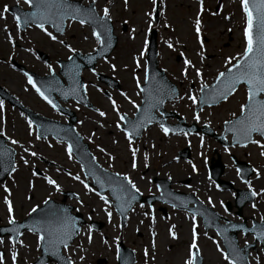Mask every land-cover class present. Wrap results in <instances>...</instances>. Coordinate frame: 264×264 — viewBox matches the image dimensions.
I'll return each mask as SVG.
<instances>
[{
    "label": "rangeland",
    "instance_id": "obj_1",
    "mask_svg": "<svg viewBox=\"0 0 264 264\" xmlns=\"http://www.w3.org/2000/svg\"><path fill=\"white\" fill-rule=\"evenodd\" d=\"M152 1L126 0L125 3L124 0H94L98 13L103 14L104 8L109 10V18L114 23L115 34L118 38L116 48L111 54L113 56L110 55L108 61L100 60L97 70L118 79L123 96L129 99L127 101L122 99L121 103H117V105L127 112H135V103H140L137 84L142 83L145 77L143 48L148 37L147 30L149 28L156 29L159 66L165 70L181 92L177 102L168 106V109H171L169 111L179 107V111L188 122L205 123L218 131L222 122L237 112L240 103L246 98V88L243 86L238 88L239 90L227 101L215 108L199 110V119L193 117L192 101L188 97H197L202 81L205 84H210L215 75L229 65L226 63L227 60L238 58L244 51L245 21L240 0H156L158 1L157 20L152 19L153 8L155 9ZM81 2L88 4L93 0H81ZM0 5H4V7L18 5L24 9L28 8L22 0H0ZM2 6L0 12H3L4 7L2 8ZM216 7L218 10H214ZM206 8L209 10L205 11ZM197 19L200 20L201 28L199 40L195 31ZM123 25H127L125 30ZM45 29L46 31H41L36 27H30L20 32L15 26L12 15L9 12L5 13L4 17L0 18V59L9 60L7 57L12 56L17 63H22L26 68H32L35 72L45 74L48 73L46 70L48 66H53V70L57 72L58 64L53 61L65 58L75 50L82 53L93 51L97 46V41L89 27L81 25L79 22L68 21L62 35L54 33L49 27ZM46 32L51 33L56 39H51ZM201 42H203V50ZM169 43L172 44V48L168 47ZM37 48L48 54L53 61L50 60L49 64L40 61L33 54ZM185 59L191 62V66L186 69V74ZM196 69L200 70L201 76H196ZM82 76L86 83V89L88 93L90 92V98L96 99L100 112L94 113L78 108L76 113L79 124L76 125V129L83 140L89 144L90 151L102 166L115 172L132 175V181L136 182V187L142 193L156 192V187L151 180L155 175H162V177L167 176L171 179L173 188L187 193L193 191L203 202H205V197L210 195L214 201L232 200L230 195L232 192L219 194L211 189L208 192L199 193L194 187L188 189L187 186L194 184L192 178L194 173L191 171L190 164L183 160H174L178 150L187 144L190 145L193 150V162L198 169L197 174H200L201 179L206 181L204 176L208 161L205 160V157L216 150V153L222 156V160L232 167L229 172L233 177L232 174H235L236 170L229 156L224 154L220 144L208 137L204 141L202 137L199 138L195 135L176 134L167 137L163 136L157 127H151L143 134L140 141L133 144L135 149L137 148V154L133 158L130 153V143L121 132L117 131L121 129V116L123 114L131 115L119 110L118 118L114 120L115 108L110 102H107V99L99 95L103 88H109L98 83L95 76L88 70H84ZM0 84L30 109L63 121V118L55 111L38 102L35 93L26 86L25 76L14 70L6 60H0ZM97 87L100 88V91L97 90ZM115 94L117 92L113 91L114 99ZM67 105L70 109L76 110L75 103ZM10 110L6 121L0 119V131L5 130L7 137H10L11 140L21 141L22 147H25L28 153L27 151L21 153L20 149H17L18 162L15 172L10 178L0 182V220L5 221L7 217L6 198L12 206V216L18 215L16 219L21 221L31 212L29 207L39 206L46 197L60 199V193L65 189H71L81 197L83 204L79 205V208L83 213H88L92 208L93 217L96 218L95 213H97V216H100L102 220L105 219L102 200L92 192L86 191L79 180L73 179V174L78 175L82 180H84V176L75 159H70V156L65 153L64 145L54 144L55 142L51 138H48V141L37 142L34 136L29 137L33 131L30 126H25L24 116L17 109L11 108ZM101 112L104 113L103 116L100 115ZM168 121L172 122L174 119ZM256 140L263 144L260 138ZM7 143L11 145L9 140ZM48 143H52V145ZM259 144L251 145L247 149L249 153L246 152L245 155L242 154L243 150H233L235 154L240 153L243 156L242 159L258 163L254 185H250V187L255 188L259 195L261 194L258 199L262 203L263 213L262 208L257 205V201L255 202L257 210H253L249 206L245 208L248 212L243 213L248 219L255 217L257 220L264 218V156L260 154L264 152V148ZM97 146L100 148L98 149ZM198 151H201L202 155L197 154ZM33 152L35 155H30ZM37 155L57 164L60 168H66L72 175L68 176L65 171L56 168L46 170V164L41 162ZM24 161H27V164ZM133 163H135V167H133ZM34 167L44 170V173L55 181V186L49 185L47 180L33 175ZM188 177H191L192 181L184 184V180ZM5 188L8 189L7 192ZM155 194L150 193V195ZM71 203L77 206L75 201ZM134 207L133 211L128 213L127 222L123 227L119 226V217L109 206L106 213L111 212V217H108L109 221L107 220L108 223L104 230L94 233L89 226L85 225L79 238L67 252L73 264H95L97 258H104L107 261L106 264H116V245L120 239L125 245L132 247L139 257L145 258V261L140 260L138 264H183L186 257L185 250H189V245L186 243H189L188 227L191 223L185 219V215L176 210H170V208L166 220H162L156 215L154 220L157 222L156 226L159 225L158 238L152 242L148 234V229L152 227V219L149 220L143 207L138 205ZM217 209L221 211L218 207ZM228 217L238 220L232 214ZM168 225L175 226L174 231L179 236L178 241L182 242L169 240ZM198 234L200 235L198 237L201 238H199V245H204L203 264L208 262L226 264L214 251L211 240L207 237L213 232L203 233L198 230ZM89 235L92 236L91 242H89ZM35 238L33 233L25 232L19 240L15 248L18 257L22 260L19 261V264H26L39 254ZM214 238L217 237L214 235ZM250 239V236L240 237L239 241L243 245L250 242ZM167 243L169 244L167 245ZM150 248H153L154 252L150 251ZM1 249L5 250L6 258L9 259V246L6 242L2 245L0 243ZM146 251L147 255H144ZM263 251L251 252L250 264H264ZM2 264H10V261H3Z\"/></svg>",
    "mask_w": 264,
    "mask_h": 264
},
{
    "label": "snow or ice",
    "instance_id": "obj_2",
    "mask_svg": "<svg viewBox=\"0 0 264 264\" xmlns=\"http://www.w3.org/2000/svg\"><path fill=\"white\" fill-rule=\"evenodd\" d=\"M155 2L156 0H153L154 4ZM24 3L28 4L34 10L23 18V24L25 26L35 24V27L39 28L41 31H46L45 24L49 22H51L54 27H58L59 20L65 19H78L81 25L86 22L96 24L101 21H106L109 17V10L107 8L103 9V16L97 18L93 14L94 9L91 7L89 9L73 7L71 4L67 3V0H24ZM240 5L244 13L245 21L244 51L240 57H234L226 61L230 67H227L225 71H221L217 74L215 77V84L209 86L203 83V81L201 82L200 103H206L208 100H211L213 103L219 100L227 101L229 97L237 91V87L239 85H246V101L240 105V115L232 121H225V124L228 126L226 127V131H231L233 133L234 143H240L241 140H244L253 144H259V141L252 139V137L253 134L264 137V98H259L264 95V0H240ZM8 11V7L5 6L3 12H0V18H3L4 14ZM15 19L17 28H20L21 17L16 16ZM225 19H227V17H225ZM195 31L197 34V39L199 40L201 32L199 19L196 20ZM46 34L49 35L51 39H56V37L51 33L46 32ZM92 35L95 37L98 44H103L101 35L97 31L94 30ZM168 47L172 48V44L169 43ZM201 49L203 50V42H201ZM233 60H235V63L232 62ZM184 65L186 74V69L188 66H191V62L185 59ZM137 67H139V64H137ZM195 72L197 77L201 76L199 69H196ZM25 75L27 76V73H25ZM28 83L32 84L33 88L36 89L42 98L46 100L48 99L44 92H42L40 88H37L33 83L31 76H28ZM137 87L140 88L139 83L137 84ZM209 88L210 93L206 92V89ZM76 91V88H73L70 90V93L75 95ZM140 92H145V89L140 88ZM65 95H68V93H65ZM188 99H190L193 104L197 103L196 96H189ZM48 102L52 103L51 100H48ZM143 103L147 105V107L144 109L145 116L138 118L135 122L130 123V129L125 132V135L129 138L134 135L137 130L144 125L145 122H152L153 117L149 115V112L151 109H159V105L163 103V97H153L152 93L149 92L148 98ZM2 107L3 104L0 102V108ZM53 107H56V105L53 104ZM113 107H116L114 102ZM136 107L137 111H140V108L138 106ZM100 115L103 116L104 113L101 112ZM233 115L235 116V114ZM121 119L123 120L125 117L121 116ZM196 119H199V117L197 116ZM29 126L31 127V123ZM160 126L164 134L168 135L170 129L164 127L163 124ZM117 127H120V125H117ZM0 135H3V133L0 132ZM37 138L39 139L40 137ZM12 143L15 144L16 141H12ZM259 146L264 148V144H259ZM25 151H27V149ZM101 151L103 150L101 149ZM67 152L69 155H71V144L68 145ZM260 154L264 156V152H261ZM0 155H3V153H0ZM30 155L34 156L35 153H30ZM134 156L135 151H133V157ZM21 159H23V157H21ZM24 162L27 164V161ZM0 167H3V161H0ZM133 167H135V163H133ZM5 171H7V168H5ZM12 171H15V165H12ZM253 171H255V169H253ZM35 174L36 173H33V175ZM45 179L49 185L55 186V181L48 177H45ZM73 179L79 180L80 177H73ZM124 179L128 180V177H124ZM96 182L100 183L99 180ZM128 183L131 184V181L128 180ZM84 187L88 191H92L88 184H84ZM101 187H103L102 184ZM132 188L134 191H138V189L135 188V185H132ZM57 190L59 189L57 188ZM5 191L7 192L8 189L5 188ZM112 191L115 194L117 189L114 188ZM120 191H125V189L121 186ZM249 191L253 197L259 195V193L252 191L251 188ZM96 194L105 204H108V200L103 195H100L99 192ZM117 199L120 200L121 197L117 196ZM134 199L135 196H130V198L124 202L125 207L130 206L131 201ZM5 203L8 205V222L9 224H15V220L12 218V206L7 198L5 199ZM209 203H211V200H209ZM141 207H143V205ZM173 207H176V205H173ZM253 208H255V204H253ZM32 211L35 212L36 209L33 208ZM107 215L110 218L111 212H108ZM192 219V243L189 246L188 259L185 261V264H197V256L199 254V249L197 246L195 214L193 215ZM262 220H264V218H262ZM21 227H23V225H21ZM174 227L175 226H173V228ZM28 231L37 233L38 246L43 247L45 251L49 252L52 256L58 257L61 246H63L64 249H67L68 242L72 239L73 235L79 232V228L76 227L75 221L67 216L66 213H53L52 218L29 227ZM245 231L247 230L245 229ZM169 233L173 239L177 238L175 232L171 228L169 229ZM17 234L19 235V232H17ZM217 234L219 235L220 233L218 232ZM256 238L264 241V228L261 229L260 234ZM89 242H91L90 235ZM0 243H2V241H0ZM229 247L233 254L232 258H230L228 255H224V259L228 262V264H240V262L244 260V256L241 255V250L238 249V247L233 242H229ZM245 247H247V242ZM217 250L220 251L219 246H217ZM16 255L17 253L13 251V260H15ZM145 255H147V251L145 252ZM81 259H83V257H81ZM0 264H2V261H0ZM66 264H73V262L69 259L66 261Z\"/></svg>",
    "mask_w": 264,
    "mask_h": 264
},
{
    "label": "water",
    "instance_id": "obj_3",
    "mask_svg": "<svg viewBox=\"0 0 264 264\" xmlns=\"http://www.w3.org/2000/svg\"><path fill=\"white\" fill-rule=\"evenodd\" d=\"M67 3L71 4L73 7H79L81 9H89L90 7L93 9L92 5H90L89 7H83L80 5V3L78 1H68ZM14 11V13L16 14V16H20L21 17V24L22 27H24L25 25L23 24V18L25 16H27L30 12H23V11H16L15 9H12ZM34 9L32 8V11ZM97 18H99L96 14V12L93 13ZM66 20V19H65ZM65 20H59L58 21V27H54L56 30L58 31H62L63 27H64V21ZM48 24L52 25L53 24L51 22H49ZM92 25V27L101 35L103 44H100V47L98 49V51L94 54H90L88 56H84L82 59L84 61V63H88L89 66H93L95 63V60L101 55H107L109 53V51L111 50L112 47H114L115 42H116V38L114 36L111 35L112 32V27H111V23L110 21H108V19L106 21H101L98 22L96 24L90 23ZM105 46V50L100 51L103 47ZM44 58H46V56H43ZM80 57V54H76L74 57H71V59H69L68 61L65 62H60V64L63 66V71L65 74H67V76L69 77L68 81L70 83V88H81L82 86V82L81 79L79 78V73L81 71V69L83 68V64L78 63L76 60ZM148 68H149V72H150V77L148 80L149 83L147 85L146 89V93L148 94L149 92L152 93L153 97H163V101L166 100L167 97L164 96L165 92L169 89L172 90V87L167 84V82L165 81V76L164 73L161 70L157 69V62H156V51H155V39H154V33H153V37L151 40V46L148 52ZM33 79L35 81V83L38 85V87L43 90L49 97L51 96V93L54 89V87H52V85H54L51 81L45 80V78H38L36 75L32 74ZM78 81V84H75ZM57 92H59V90H56ZM81 93V97L83 98V100L85 99L84 96V92L83 89L81 88L80 90ZM73 97L76 98V94L72 95ZM148 98V97H147ZM146 98V99H147ZM218 101H216L215 103H217ZM211 104H214L212 101L209 102ZM203 104V103H202ZM161 105H159V107H161ZM145 107H147V105L145 104ZM153 109L150 110L149 113L152 112ZM37 117V118H36ZM34 119H42L39 118L37 115H33ZM44 120V119H42ZM38 121V120H37ZM48 121V120H46ZM73 121V120H72ZM72 121L71 123L68 125L69 127V131L65 132L64 129H62L60 126L55 127L52 125H44L42 127H39V130L42 131L43 135L46 134H53L54 136H56L59 139H63V140H67L68 142H77L78 140L80 141L81 139L79 137H77L76 133L73 132L72 130ZM50 123H52L51 121H49ZM49 128V129H48ZM86 149L87 147L84 146ZM12 152L9 154L8 158H7V164L4 167V172L3 175L7 174L10 172L12 165H13V161H12ZM5 168H7V171H5ZM4 176H1L0 179H2ZM133 201H131L132 204ZM52 204H48V208H50L51 210L54 211H60L61 208L57 207V206H51ZM126 210V207H125ZM125 210L122 212L124 213ZM53 213H49L46 211L45 207L40 208L38 210H36L33 215H31L28 219H26L23 223L18 224L19 228L17 229V232H20L23 228H29L31 227V225L33 224V219L34 217H37L38 220H42L43 218L47 217V216H52ZM75 221V220H74ZM76 227L77 226V221H75ZM21 225H23V227H21ZM17 234V233H16ZM74 236V235H73ZM121 254L120 256L123 258V261L126 264H132L133 262V258L132 260L129 262L127 259V254L124 253V251L126 252L127 250L124 248H121ZM41 264H43L44 262L41 261Z\"/></svg>",
    "mask_w": 264,
    "mask_h": 264
},
{
    "label": "bare ground",
    "instance_id": "obj_4",
    "mask_svg": "<svg viewBox=\"0 0 264 264\" xmlns=\"http://www.w3.org/2000/svg\"><path fill=\"white\" fill-rule=\"evenodd\" d=\"M225 21H226V20H225ZM212 254H213V253H212ZM212 254H211V255H212ZM207 264H210V262H208Z\"/></svg>",
    "mask_w": 264,
    "mask_h": 264
}]
</instances>
